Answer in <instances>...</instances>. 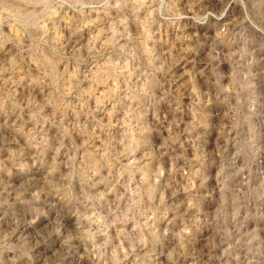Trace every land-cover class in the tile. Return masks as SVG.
I'll return each instance as SVG.
<instances>
[{"label": "rangeland", "instance_id": "1", "mask_svg": "<svg viewBox=\"0 0 264 264\" xmlns=\"http://www.w3.org/2000/svg\"><path fill=\"white\" fill-rule=\"evenodd\" d=\"M0 264H264V0H0Z\"/></svg>", "mask_w": 264, "mask_h": 264}]
</instances>
